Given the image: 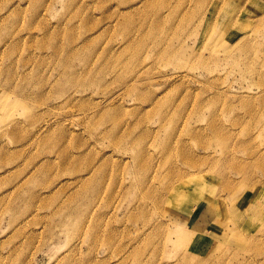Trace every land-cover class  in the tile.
<instances>
[{"label":"rangeland","instance_id":"obj_1","mask_svg":"<svg viewBox=\"0 0 264 264\" xmlns=\"http://www.w3.org/2000/svg\"><path fill=\"white\" fill-rule=\"evenodd\" d=\"M0 264H264V0H0Z\"/></svg>","mask_w":264,"mask_h":264},{"label":"bare ground","instance_id":"obj_2","mask_svg":"<svg viewBox=\"0 0 264 264\" xmlns=\"http://www.w3.org/2000/svg\"><path fill=\"white\" fill-rule=\"evenodd\" d=\"M191 180H181V183H188V184H186V186H185V188H189L191 185H193L194 186V188H195V190H197V191H199V192H201V193H203V192H205V189L204 188H202V187H200V186H198L197 184H199L200 182L199 181H197V182H195V184L194 183H192V182H190ZM172 188H168L167 189V194L169 195L168 197L169 198H167V201H166V206H168L169 208H170V206H172V203H173V198H174V200L175 199H177V198H182L183 199V195L182 194H176V196H175V192L174 191H172L171 190ZM210 190V189H209ZM207 193V195H209V193L208 192H206ZM185 194V196L187 197V194L186 193H184ZM175 196V197H174ZM163 198V196L161 197V199ZM209 201H207L208 202V204L210 203V201H211V196H207L206 197ZM156 199V201H155V203H157V199H160V198H155ZM238 200V199H237ZM188 201V200H187ZM234 202V201H233ZM184 205V203H181L180 201H177V202H175L174 204H173V206H174V210H176L175 212H179L178 210L179 209H177V208H179L180 206H182V207H184L183 206ZM158 207H159V204H158ZM167 207V208H168ZM211 209V208H210ZM216 209V208H215ZM166 210V209H165ZM168 210V209H167ZM188 211H185V212H182L183 214H187L186 216H188L189 218L192 216V214H193V208L191 209V210H189V209H187ZM224 211V210H223ZM223 211H221V212H223ZM166 213H167V211H166ZM181 213V214H182ZM172 214V213H171ZM185 216V215H184ZM182 218V217H181ZM238 220V219H237ZM231 221V220H230ZM229 221V222H230ZM246 221V220H245ZM69 222V218L67 217H64L63 218V223L66 225V227H67V225H70V223H68ZM235 222V221H234ZM233 222V223H234ZM188 223V222H187ZM243 226V225H242ZM160 227V226H159ZM158 227V228H159ZM231 227V226H230ZM236 227V226H235ZM156 228H157V226L156 227H154L153 229L154 230H156ZM179 228V227H178ZM238 228V227H237ZM236 228V229H237ZM240 229V228H239ZM182 230H187L188 232H191V230L190 229H188V227L186 228V229H182V227H181V232H179L178 234H177V236H178V241L176 242V244H178V243H180L181 241H183L185 238H186V235H183L182 234ZM238 230V229H237ZM228 231V230H227ZM234 232H235V230H233ZM239 231V230H238ZM230 232V231H229ZM232 232V231H231ZM236 233V232H235ZM233 234V233H232ZM232 234H231V236H232Z\"/></svg>","mask_w":264,"mask_h":264}]
</instances>
